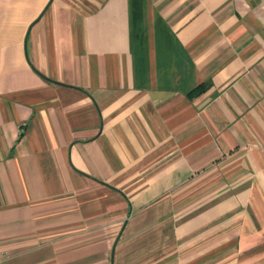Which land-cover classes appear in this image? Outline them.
I'll use <instances>...</instances> for the list:
<instances>
[{
    "label": "crops",
    "instance_id": "0c3cea01",
    "mask_svg": "<svg viewBox=\"0 0 264 264\" xmlns=\"http://www.w3.org/2000/svg\"><path fill=\"white\" fill-rule=\"evenodd\" d=\"M0 264H264V0H0Z\"/></svg>",
    "mask_w": 264,
    "mask_h": 264
},
{
    "label": "trees",
    "instance_id": "16d2710c",
    "mask_svg": "<svg viewBox=\"0 0 264 264\" xmlns=\"http://www.w3.org/2000/svg\"><path fill=\"white\" fill-rule=\"evenodd\" d=\"M38 76H40L39 74H38ZM42 79H44L42 76H40ZM44 80H46V79H44ZM48 81V80H47Z\"/></svg>",
    "mask_w": 264,
    "mask_h": 264
}]
</instances>
